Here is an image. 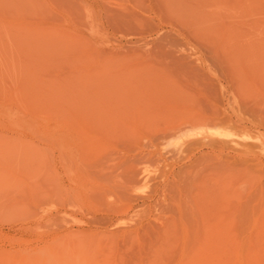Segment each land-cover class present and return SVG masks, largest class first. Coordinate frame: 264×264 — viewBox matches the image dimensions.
Instances as JSON below:
<instances>
[{
	"label": "rangeland",
	"instance_id": "rangeland-1",
	"mask_svg": "<svg viewBox=\"0 0 264 264\" xmlns=\"http://www.w3.org/2000/svg\"><path fill=\"white\" fill-rule=\"evenodd\" d=\"M0 264H264V0H0Z\"/></svg>",
	"mask_w": 264,
	"mask_h": 264
}]
</instances>
